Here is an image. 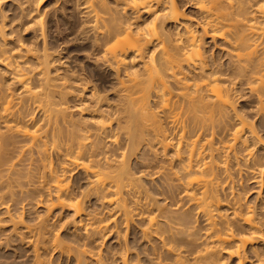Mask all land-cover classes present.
I'll use <instances>...</instances> for the list:
<instances>
[{"label":"bare ground","instance_id":"bare-ground-1","mask_svg":"<svg viewBox=\"0 0 264 264\" xmlns=\"http://www.w3.org/2000/svg\"><path fill=\"white\" fill-rule=\"evenodd\" d=\"M6 1L0 0V206L9 204L8 195L15 199V186L23 197L39 188L49 196L38 199L47 213L35 222L23 211L8 220L32 248L34 264H51V251L76 264L87 257L95 264H245L248 254L250 264H264V205L245 201L233 187L244 167L261 183L264 173V0H74L77 34L101 52L97 59L114 71L119 95L109 103L92 89L90 104L77 105L92 116L79 121L67 103L74 88L87 85L55 69L48 0H13L8 10ZM17 26L34 39L15 38ZM239 89L252 101L249 110L239 106ZM143 142L159 147L163 160L155 171L147 162L138 174L130 158ZM76 169L88 180L80 194L69 184ZM145 175L161 184L147 186ZM92 198L108 204L126 230L137 223L147 244L136 255L123 234V249L108 261L99 238L114 213L90 210ZM56 207L73 211L79 247L65 242L61 226L53 228Z\"/></svg>","mask_w":264,"mask_h":264},{"label":"rangeland","instance_id":"rangeland-1","mask_svg":"<svg viewBox=\"0 0 264 264\" xmlns=\"http://www.w3.org/2000/svg\"><path fill=\"white\" fill-rule=\"evenodd\" d=\"M13 0H8L4 4L3 8L8 10L9 7H13ZM47 9L51 10V15L49 17L46 16V30L49 35V46L51 51L54 52L55 55V69H58V72H64L67 74H73L76 78L73 80L76 82H85L87 85L86 90H78V88H74V92L76 96L71 97L68 101L67 105L70 106L71 116L75 120H89L92 116L91 113H79L77 110V105L80 103L90 104L91 101V90L97 89L100 91L108 100L109 103H117L119 100V95L117 92V79L114 75V71L111 67L103 64V61L97 59V56H100L101 52L98 49H95L91 46V43L85 42L80 38V35L77 34V23L80 22V11L75 8V1L68 0H48L46 2ZM6 6V7H5ZM72 8V11L69 10ZM80 10V9H79ZM67 12L68 14H66ZM10 13V11H8ZM53 14V18H52ZM49 18V19H48ZM51 18V19H50ZM52 22H50V21ZM58 20V21H57ZM52 26V27H51ZM18 30L17 36L15 38H22L27 42H31L33 38V31H23V26L16 27ZM21 39V40H22ZM28 40V41H27ZM39 44L41 41H38ZM0 69L3 70V67L0 65ZM5 79L7 82H10L9 75H5ZM75 83V82H74ZM244 90L239 89V106L242 108L249 110L252 105V101L249 98L243 96ZM106 100V101H107ZM38 116L41 115L39 112ZM40 122V119L38 120ZM117 153H120V149L117 150ZM154 153H157V157H153ZM162 150L157 146H152L148 148L143 142L138 149H136L131 154L130 158V167L135 173H140L141 169H144L145 164L148 162L151 163V170L155 171L157 169V165L162 163ZM58 162V156L54 155V163ZM254 175L250 169H246L245 167L241 171V174L235 175L234 191L236 193H240L241 197L244 198L245 201H249L251 204H263L264 205V173L262 183L258 182L259 180H255ZM144 183L147 186L151 184V186L155 188V184H161L162 179L160 177H155L154 175H145L142 177ZM70 186L74 190V192L80 194L82 191H86L88 188V180L84 177L83 171L81 169H76L73 171L72 176L69 182ZM150 184V185H148ZM228 188V187H227ZM230 189V188H228ZM16 195H14L15 199L10 201V196L7 198V202L9 203L0 206V219L2 220L1 224L3 229L0 231V264H34V256L32 251L30 250V246H27L26 243L22 242L18 235L12 231L13 224L8 221L10 219L11 214L13 216L19 215L23 211V215L25 221L27 222H35L38 218V215H46L47 210L45 204L38 205L39 198H48L47 193H41V189L39 190H31L32 195L22 196L20 195V187L15 186ZM233 189V188H232ZM229 191V190H228ZM228 191L226 192L228 194ZM1 192V190H0ZM2 193V192H1ZM7 195V194H6ZM7 197V196H6ZM23 197V198H22ZM26 197L25 200H23ZM19 198V199H18ZM22 198V199H21ZM89 209L92 211H97L101 214V216H108L109 214H113L112 220L110 221V229L107 230L104 238H99L100 248L103 253L107 255L108 261L110 263L113 261V256L117 255L125 245L124 236L126 235V240L129 247L132 249V253L136 255L147 242L142 241L139 238L137 223L126 230V226L121 223L120 218L115 215V211H109L108 204H101L97 202L95 199L88 200L86 202ZM7 206L10 208V213H6ZM263 207V206H262ZM73 211L69 208L61 209L60 207H56L53 209L52 214L50 215L51 223L53 228H61L59 231L62 236L66 235L65 242L71 244L72 246L79 247L82 240L78 237V234L73 231ZM77 218V217H76ZM136 222H138L136 220ZM200 226L203 225V221H198ZM63 225V227H62ZM59 230V229H58ZM123 238L120 239L119 235H123ZM101 236V235H100ZM122 237V236H121ZM259 247L264 248V243L258 244ZM30 247V248H29ZM32 249V248H31ZM52 252V251H51ZM47 253L46 258L50 260L51 264H76L73 256H67V254H62L59 251H53ZM245 264H250V261L253 260L251 254ZM142 256V254H141ZM236 259L229 261L228 264H235ZM83 264H95L94 260L90 257H87L84 260Z\"/></svg>","mask_w":264,"mask_h":264}]
</instances>
